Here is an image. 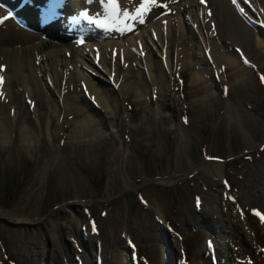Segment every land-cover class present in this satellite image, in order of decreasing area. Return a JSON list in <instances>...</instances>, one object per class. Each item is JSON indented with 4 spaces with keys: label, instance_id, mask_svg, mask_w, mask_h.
Masks as SVG:
<instances>
[{
    "label": "rangeland",
    "instance_id": "374dc122",
    "mask_svg": "<svg viewBox=\"0 0 264 264\" xmlns=\"http://www.w3.org/2000/svg\"><path fill=\"white\" fill-rule=\"evenodd\" d=\"M246 27L249 36L242 29L236 37L226 31L216 41L237 69L220 65L192 85L193 71H203L192 58L193 68L168 77L160 89L153 72L156 79L149 78L156 88L147 77V92L141 91V80L137 86L142 89L132 84L126 102L120 100V108L103 124L100 108L87 98L91 107L84 116L94 114L99 121L95 136L91 130L79 132L84 125L77 117L54 133L48 122L37 124L28 117L20 128L11 126L0 140V209L27 225L0 222V264H63L61 251L72 259V242L53 228L68 216L76 225L72 238L88 260L100 255L106 262L130 264L129 239L137 264H164V240L172 246L169 264L172 256L184 264H209L204 241L216 242L214 223L225 235L231 223L239 255L264 264V227L251 213L257 208L264 215V79H258L264 78V48L251 41L257 27ZM89 78L108 93L110 84L90 73ZM211 167H219L218 177L211 175ZM205 204V209L217 205L216 216L201 213ZM158 221L169 228L167 234L159 233Z\"/></svg>",
    "mask_w": 264,
    "mask_h": 264
},
{
    "label": "bare ground",
    "instance_id": "6f19581e",
    "mask_svg": "<svg viewBox=\"0 0 264 264\" xmlns=\"http://www.w3.org/2000/svg\"><path fill=\"white\" fill-rule=\"evenodd\" d=\"M8 1L14 3L16 0ZM28 1L21 11L22 17L37 26H42L43 22L36 18L38 15L35 16L34 10L45 0ZM84 1L89 0L75 1L77 10L89 8L94 16L105 12L106 8L99 6L98 2L95 5ZM204 1L205 5L199 0H157V4L151 6L143 16V23L138 20L127 21L128 24L134 25V29L129 32L120 30L115 32L114 28L123 26L118 21L110 20L106 29L93 31L88 26L78 23V20L73 21V18H70V23L65 25L67 27L52 30L48 27L45 32L39 34L24 28L0 8V67H4L0 71V76L3 78L0 84V94H2L0 95V140H3L1 138L9 130L20 128L26 117L37 124L48 122L51 133H54L61 124L68 123L75 117L81 118L78 122L83 123L84 128L77 130L82 133L91 130L95 136L98 130L93 128L99 121L94 114L84 116L89 106L91 107L87 98L100 108L98 112L102 114L103 124L120 108V100L126 102L132 84L138 90L142 89L137 86L138 81L141 80L143 86L141 91H146L147 84L144 77H147L149 86L156 88L153 79L149 78L152 76L156 79L153 72L159 77V81L156 82L160 89L164 87L168 77H174V74L180 75L183 70L193 68L196 62H192V58L198 60L199 65H203V71H193L190 81L192 85H199L202 82L201 74L212 73V69H220V65H226L229 71L234 69L236 61L232 58L225 60L223 53L216 46V41L219 34L226 31L232 37H236L240 29L246 34L247 27L242 18L236 14L233 3L229 0ZM237 1L244 5L241 0ZM245 1L250 5V8L244 5L248 17L264 23V0ZM46 2L59 6L62 11L69 6V0H46ZM117 2L122 11L127 10L134 14L141 0H117ZM161 4L167 5L163 9H169L168 14H162L161 10L157 12ZM256 30L258 37L250 33L251 41L255 47L264 48V32L258 27ZM134 31L136 32L133 33ZM247 35L249 36L248 33ZM78 37H83L80 45L76 43ZM93 46H96V51L92 49ZM131 67L135 70H130ZM83 70L88 76L83 74ZM89 73L102 82L110 84L108 93L89 78ZM46 106L48 110L42 111ZM46 114L49 115L48 118H45ZM150 117L155 118V114L152 113ZM210 169L213 177L219 176V167ZM205 206L207 204L201 207L202 214L210 218L213 214H217V205L214 207L209 205L210 208L207 209ZM218 206L222 207L221 203ZM15 215L0 209L1 217L27 225L23 223L24 219L16 218ZM260 222L264 227V221L261 219ZM74 226L76 225L75 221H72V216L54 224L53 228L62 230L63 238L66 236L74 248L72 259L64 251L59 252L61 262L92 264L72 238L71 232ZM214 226L218 238L212 247L221 254V258L216 255L218 264H256L248 259L244 260L239 255V248L233 241V234H237V231L231 223L228 225L226 235L220 225L214 223ZM57 235H54L55 238H58ZM166 263L169 264L168 259Z\"/></svg>",
    "mask_w": 264,
    "mask_h": 264
},
{
    "label": "snow or ice",
    "instance_id": "6c2138e0",
    "mask_svg": "<svg viewBox=\"0 0 264 264\" xmlns=\"http://www.w3.org/2000/svg\"><path fill=\"white\" fill-rule=\"evenodd\" d=\"M204 2V0H202ZM235 3L236 0H233ZM157 4V0H142L140 6L136 9L135 13H130L127 10L122 11L118 5L117 0H105V8L108 12V18L113 22H119L123 25L122 28L118 27L117 30L120 31H132L134 29V25L128 24L127 21H139L140 23L144 22L143 16L150 10V7ZM163 7H167V5H161ZM101 27L105 26V22H99ZM264 79V78H262ZM2 95V94H0ZM257 215H261L259 212ZM262 221H264V215H261Z\"/></svg>",
    "mask_w": 264,
    "mask_h": 264
},
{
    "label": "water",
    "instance_id": "95a60500",
    "mask_svg": "<svg viewBox=\"0 0 264 264\" xmlns=\"http://www.w3.org/2000/svg\"><path fill=\"white\" fill-rule=\"evenodd\" d=\"M0 222H2L4 225L10 226V227L23 226V225L18 224V223H11V222L5 220V219L2 218V217H0Z\"/></svg>",
    "mask_w": 264,
    "mask_h": 264
}]
</instances>
